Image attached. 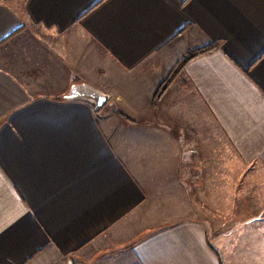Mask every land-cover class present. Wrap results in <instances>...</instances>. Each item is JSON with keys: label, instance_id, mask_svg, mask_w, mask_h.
<instances>
[{"label": "crops", "instance_id": "0c3cea01", "mask_svg": "<svg viewBox=\"0 0 264 264\" xmlns=\"http://www.w3.org/2000/svg\"><path fill=\"white\" fill-rule=\"evenodd\" d=\"M70 260L264 264V0H0V264Z\"/></svg>", "mask_w": 264, "mask_h": 264}, {"label": "water", "instance_id": "95a60500", "mask_svg": "<svg viewBox=\"0 0 264 264\" xmlns=\"http://www.w3.org/2000/svg\"><path fill=\"white\" fill-rule=\"evenodd\" d=\"M66 99L86 101L98 110L108 101V94L89 84L77 83L71 86ZM68 264H73V261L70 260Z\"/></svg>", "mask_w": 264, "mask_h": 264}, {"label": "trees", "instance_id": "16d2710c", "mask_svg": "<svg viewBox=\"0 0 264 264\" xmlns=\"http://www.w3.org/2000/svg\"><path fill=\"white\" fill-rule=\"evenodd\" d=\"M209 49L210 48H208V47H204V48L198 49L197 51H193V52L189 53L187 56H185L186 57L185 60H189L190 58H193L194 56L198 55L199 53L205 52ZM172 78H173V76L169 77V79H167V81H164L163 84L161 85L162 86L161 89L166 88V86L168 85L169 81H171Z\"/></svg>", "mask_w": 264, "mask_h": 264}]
</instances>
